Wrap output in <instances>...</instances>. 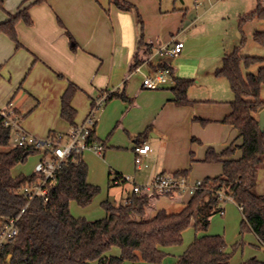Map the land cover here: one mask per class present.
I'll list each match as a JSON object with an SVG mask.
<instances>
[{
	"label": "trees",
	"instance_id": "16d2710c",
	"mask_svg": "<svg viewBox=\"0 0 264 264\" xmlns=\"http://www.w3.org/2000/svg\"><path fill=\"white\" fill-rule=\"evenodd\" d=\"M46 1L24 0L16 13L9 14L7 20L0 22V33L10 36L19 48L17 24L23 21L32 25L31 6ZM109 2L120 10L137 9L128 0ZM263 2L257 0L256 7L241 16L240 24L254 19L264 20ZM3 5L4 0H0V7L4 8ZM67 33L72 49H76L77 43L70 32ZM254 40L264 46V31H256ZM152 48L151 43L144 41L142 32L137 49L149 54ZM145 59L137 52L130 70ZM254 65H259L257 71L244 72L245 68ZM164 66H170L174 71L173 66L167 63L160 65ZM216 75L225 77L234 93L231 110L222 122L237 129L238 137L242 139L241 156L233 157L236 152L233 145L221 151L208 147L204 161L221 163L222 173L205 177L178 212L160 209L150 216L154 200L161 194L144 193L132 195L131 203L117 206L108 200L103 201L106 216L101 219L87 220L74 216L70 210L71 202L86 207L100 193V187L88 181V164L79 155L68 159L58 170L54 182L48 185L47 200L41 196L30 200L23 190L38 183L41 176L35 173L14 176L12 169L25 162L30 154L40 151L30 145L15 144L13 130L5 125L0 112V228L11 218L17 219L18 228L14 239L0 249V264H122L125 260L132 264H140L141 261L160 263L167 255L162 248L181 244L187 228L193 226L198 233L209 229L212 216L224 211V195L230 196L241 209V233L253 232L264 246V194L257 191L258 172L264 168V130L259 124L260 113L264 110V57L244 56L239 48H235L225 55ZM194 82V79H176L172 87L176 105L192 103L188 89ZM79 89L69 82L61 97V116L73 127L77 125V111L71 102ZM116 97L127 99L123 92L113 90L107 102ZM195 119L202 124L208 123L203 118ZM50 135L58 137L54 133ZM145 135L146 132L139 134L137 140ZM89 140L99 142L95 129ZM188 172L189 169H184L172 174L188 175ZM113 174L112 183L124 179L121 173L111 172ZM114 246L120 248V255L109 254ZM231 255L223 235L202 234L196 236L174 264H230ZM240 264H264V260L251 257Z\"/></svg>",
	"mask_w": 264,
	"mask_h": 264
},
{
	"label": "rangeland",
	"instance_id": "374dc122",
	"mask_svg": "<svg viewBox=\"0 0 264 264\" xmlns=\"http://www.w3.org/2000/svg\"><path fill=\"white\" fill-rule=\"evenodd\" d=\"M128 1L134 4L137 9H132L130 11L120 10L116 6L111 5L109 0H83L78 4L80 5V11L84 16L85 22L92 25V31L94 29L93 32H96L91 39L93 48L116 49L117 52L123 51L121 57H124L127 49H135L137 42L141 38L142 32L144 33V39H152L157 44V47L167 44L172 40L182 41L184 43L182 56H185V60L178 66L181 69L182 75H188L189 77L187 78H194L195 80L194 84L190 86L189 94L191 93V97L194 98L217 101L216 107L217 110H219V114H221L224 109H227L229 107V102L234 99V93L229 81L225 77L216 75V70L222 65L224 56L231 53L235 48H239L241 54L244 56L264 57V46L258 44L254 40V33L256 31H264V20L254 19L241 25L240 15L238 13L239 7L246 8L245 10L255 8L257 0H202L199 4H197L195 0ZM48 3L51 4L50 6H53L51 0H48ZM3 7L4 8L0 7V13L7 14L9 10L6 7V3H4ZM60 11L64 13L63 9L54 8L53 13L56 23L58 26H61L59 20H57V13L62 19L63 26L65 27V20L62 15H66ZM89 24H86V26H89ZM81 30H83V28H81ZM2 34L4 36L0 38V109L6 108L9 105V100L12 98H14L12 101V106H14V103L19 97L25 94L24 106L29 110L33 107L34 97H37L41 101L42 96H46L45 93L40 91L39 87L32 85L27 87L26 84L23 85L24 78L28 77L32 71H34V60L30 62L16 84V74L12 77L9 68V66H11L10 61L15 56H13L12 53L10 57L2 62L1 55L3 49H7L8 46L13 49V52L18 48H16V42L10 36L4 33ZM35 35L36 34L33 35L32 33H28L26 38L34 44L36 39ZM74 41L76 43L78 42L76 38H74ZM69 47L72 49L70 43ZM19 49L29 48L20 46ZM116 58H120L119 54ZM7 65H9L8 69L5 70ZM258 66L259 65H254L250 68H245L244 72H255ZM13 69L18 70L17 68ZM4 72H6L7 75H5ZM57 77L59 79H65V77L59 74ZM132 81H136V83L141 81L142 83L141 75L136 74ZM111 91H113L112 86L102 91L98 90L96 94L91 93L90 96H88V94H84L85 96L83 95L85 98L84 106H88V113L85 119L93 111L95 102H97L105 92ZM106 103L108 104L106 101L94 112L96 126L97 120L100 117V111L106 107ZM48 109L49 106H45L42 111L35 108L21 119L22 127L25 131L38 140L50 138V130H52L50 134L54 133L56 135H61L65 133L57 128L49 127L50 125L48 122H53L54 124L58 123L56 119L49 115L47 112ZM58 119L60 122L70 125L67 123L68 121L63 119L61 112ZM83 122L84 121L79 124ZM66 128H68V126H66ZM72 129L73 126L70 125L67 133ZM185 129V126L163 124V134L159 136H161L160 138L164 139L165 142L156 146L159 139L148 138V142L153 147L154 156L148 157L141 165L142 170L138 172L136 171V167L138 166L135 163L136 153L134 150L137 143L134 141V137L129 136L127 133L124 134V136H120L117 133L115 134L114 138L118 143H112L111 140L108 141V147H111V150L114 151L109 160L108 158H102L100 161L98 159L99 156L97 157V155L91 154L87 150L84 151L85 160H90L91 162L89 163V178L100 187V193L86 207H82L73 201L70 204L71 213L74 216L84 217L87 220L104 218L105 209L102 205L103 201L109 200L110 202H114L119 200L122 190L120 187L122 184L109 188V171L111 170L113 173L116 171L122 172L123 175L130 180L129 183L131 184H133L134 181L137 184H144L152 178V167L155 163L158 164L159 161L163 160L166 150L167 153L165 155L167 160L175 153H178L175 155L177 157L176 163H186V168L189 169V178L192 176L194 178H202L200 180H203L205 168H203L202 165L209 164L213 166L218 164L214 162H196L195 165L189 166L191 162V141L186 140V143H184L183 137ZM214 131L215 130L212 131L207 129L204 133L207 137L209 135L208 138H215L219 133L221 134V132L218 133ZM152 133L155 134L156 130ZM112 144L116 145L112 147ZM200 147V145L196 144L192 149L197 153ZM180 151H183L184 157L181 156L182 154ZM41 157L42 154L40 152L30 154L25 162L19 163L14 167L13 173L16 176L33 174L35 166L41 160ZM261 169L259 174V185L262 186L264 190V168ZM114 177L113 174L111 178L113 179ZM260 194H264V192ZM156 205L160 209H175L177 211L184 206V203H174L166 197H161ZM222 205L225 209V213H217L214 216L207 233H219L224 235L228 242L227 250L232 254L230 264H240L241 261L249 257H256L260 260H264V248L259 246L254 233L249 231L241 233L242 216L237 206H233L230 199L225 196L222 198ZM226 213H228L227 215L229 216V220L227 221H225L227 219ZM196 234L197 231L193 226L187 228L183 237V242L175 245L172 248L173 250H169L170 254L166 259L164 258L165 260L163 259L160 263L148 262V264H174L171 263V261H176L187 250ZM113 249L120 248L114 246L109 251V254H121V252L119 254H114L112 252ZM122 264L132 263L125 260Z\"/></svg>",
	"mask_w": 264,
	"mask_h": 264
},
{
	"label": "crops",
	"instance_id": "0c3cea01",
	"mask_svg": "<svg viewBox=\"0 0 264 264\" xmlns=\"http://www.w3.org/2000/svg\"><path fill=\"white\" fill-rule=\"evenodd\" d=\"M24 0H4L6 3V7L9 11L7 14L0 13V22H3L8 19L9 14H14L17 12L19 6ZM83 0H51L52 5L48 3V0L41 4H36L31 6L30 8V15L34 24L32 26H27L23 22H19L16 26L17 35L19 36V41L23 48L28 47L29 49H11L9 46L7 49H3V53L1 55L2 62L6 60L10 55L13 53L15 56L11 61V66L7 65L5 70L10 68V72L12 77L16 74V84L18 80H20L21 76L29 66L30 62L34 60V71L24 78L23 85L26 84L28 87L29 85L39 87L40 91L45 93V97L42 96L41 101L36 97H34L33 107L31 109H27L24 106L25 102V94L21 95L19 99L14 103L15 111L20 115L21 119L24 116L29 114L35 108L37 110H43L45 106H49L47 112L50 116L56 119L58 124H54L53 122H48L50 125L49 127L57 128L61 131H64L66 134L69 131L70 125H66L59 121L58 116L61 112V97L62 94L65 92L66 88L68 87L69 82H73L76 84L80 89L72 98V106L76 109L77 114L75 117V123L79 124L85 116L87 115V107L84 106V94L91 95V93L96 94V92L102 91L105 88L113 87V90H119L123 92L127 99L124 100L122 98H114L108 102L106 107L100 111V117L97 120V126L95 128L96 137L99 142H102L104 145V149L102 153H96L91 150H87L91 154L97 155L98 159L101 161L102 158L110 159L111 155L113 154V150L111 147H108V141L111 140L112 143H118L114 136L117 133L120 136H124V134H128L129 136L134 137V141L137 145L134 147L136 153V147L141 146L143 144H151L148 142V138L152 139H159L156 143V146L159 144H163L165 142L164 139H161L159 135H162V127L164 125H171L174 126H185V134H184V143L186 140L191 141V150H190V164L189 166L195 165L196 162L201 163H210L205 162V153L208 147H214L217 151H221L227 148L230 145H233L236 148V152L233 155L234 158H239L241 156V149L240 145L242 143V139L238 137V131L233 126L223 123V118L229 114L231 110L230 102L229 107L224 109L221 114L218 113L216 102L214 100H202L198 98L191 97V93L189 94L188 89V97L192 100V103L189 105L179 106L176 105L174 102V94L172 91V87L176 84L177 78H184V79H191L187 78L188 75H182L181 69L178 65H181L182 62L185 60V56H182L183 50L177 57L170 60V64L174 68L175 74V81L174 83H168L159 89H147L144 88L141 81L136 83V81H132L133 77L136 74L141 75L142 81L144 78L143 73H147L151 67L147 64H144V61L140 63L138 66H141V71L143 72H136V67L133 70H130L132 64L135 61V55L138 52V55L142 58H148L157 47V44L152 40L144 39L145 42L151 43L153 48L150 50L149 54H145L144 50H138V42L136 44L135 49H127L125 52L124 57H121L123 51H118L116 49H94L91 39L93 38V34L96 32L92 31V25L86 23L84 20V16L80 11V5ZM20 3V4H19ZM19 4V5H18ZM17 5V7H16ZM257 5V4H256ZM60 9L64 11L65 15H62L66 26H58L56 23V19L54 16V8ZM246 8L239 7V15L240 18L243 14L250 12L254 8L245 10ZM62 12V11H60ZM63 13V12H62ZM63 13V14H64ZM58 18L62 21L60 16L57 15ZM89 24V26H86ZM91 26V27H90ZM83 28V30H81ZM73 36L78 40L76 44V49H71L69 47V43L71 44V39L67 33ZM28 33H32L35 35V43L32 44L29 40H27ZM1 36H4L0 33ZM162 46V45H160ZM159 46V47H160ZM17 48V47H16ZM120 56L119 59L116 57ZM225 57V56H224ZM181 63V64H180ZM18 65V66H17ZM178 66V68H177ZM13 68H17L18 70H14ZM18 71V72H17ZM7 75L6 72H4ZM63 75L65 79H59L57 75ZM194 79V78H193ZM84 95V96H83ZM14 100L12 98L9 100V103ZM217 110V111H216ZM203 118L208 121L207 124H202L200 121L196 120L195 118ZM22 121V120H21ZM69 123V122H67ZM70 124V123H69ZM68 126V128H66ZM22 127V122H21ZM23 128V127H22ZM24 129V128H23ZM215 130L219 133L218 136L208 137L205 135L204 131L206 130ZM25 130V129H24ZM156 130V133H152ZM52 130L49 131V135ZM214 131V132H215ZM33 132V131H32ZM146 135L138 138V135L141 133H145ZM224 132V134H223ZM161 133V134H159ZM217 134V133H216ZM130 138V137H129ZM233 139V140H232ZM196 143L201 147L198 148V152L192 149ZM112 144L111 146L113 147ZM161 146V145H160ZM181 152V156L184 157L183 151ZM89 153V154H90ZM167 150L165 151V154ZM164 154L163 160L159 161L158 164H154L152 167V178L157 175L161 174H172L179 170L187 169L186 163L185 164H177V155L175 153L172 157L167 160L166 155ZM154 156L153 147L151 146V150L148 154L144 155V161L148 159V157ZM162 156V155H161ZM84 161L88 164L90 160ZM136 159V157H135ZM136 163V162H135ZM218 165H202L205 168V172L203 173V177H214L218 176L222 173V164L219 162H215ZM175 165V166H174ZM14 169V168H13ZM12 169V173H13ZM142 170V166L136 167V171ZM262 169L258 172V179H257V191L264 192L262 186L259 185V174ZM118 173L122 172L116 171ZM90 167L88 171V181L92 184H96L91 181L89 178ZM189 173V172H188ZM14 176H16L13 173ZM189 175V174H188ZM111 170L108 173V183L109 188L120 186L114 185L112 183L111 178ZM203 178V179H204ZM192 181H197L202 178H194L191 176L190 178ZM135 182V181H134ZM97 185V184H96ZM121 187V196L119 200L111 202L113 205L124 204L126 199L132 196V184L127 182L122 184ZM192 193L185 192L180 195H161L154 200V206L150 211V216L155 215V213L160 210L157 207L156 203L159 201L161 197H166L172 200L174 203L182 202L184 206L191 198ZM109 201V200H108ZM230 201L233 203V206H237L241 213L240 207L232 200ZM110 202V201H109ZM72 203V202H71ZM183 206V207H184ZM182 207V208H183ZM181 208V209H182ZM231 208V207H230ZM234 208V207H232ZM166 209V208H161ZM167 210L169 212H178L181 210ZM225 213V209L222 214ZM226 213L227 220H229V216ZM216 215V214H215ZM214 215V216H215ZM106 216V211H105ZM104 216V217H105ZM212 216L211 223L214 218ZM242 216V213H241ZM78 217V216H76ZM211 225V224H210ZM186 231V230H185ZM183 233V236L185 234ZM208 231V230H207ZM206 232H201L196 234H208ZM215 234V233H210ZM219 234V233H217ZM222 235V234H221ZM255 235V234H254ZM195 236V238H196ZM224 236V235H223ZM256 236V235H255ZM194 238V240H195ZM225 238V237H224ZM257 238V236H256ZM193 240V241H194ZM192 241V242H193ZM228 247V242L225 239ZM191 242V243H192ZM257 242L260 247L264 248L261 245L257 238ZM175 246V245H174ZM174 246L163 247L162 249L167 253L165 259L170 254L169 250H173ZM114 254H119L121 252L120 249H113L112 251ZM251 258V257H249ZM164 259V260H165ZM179 259V258H178ZM177 259V260H178ZM248 259V258H247ZM245 259V260H247ZM174 261L171 263L177 262ZM243 260V261H245ZM241 261V262H243ZM140 264H148V262L141 261Z\"/></svg>",
	"mask_w": 264,
	"mask_h": 264
},
{
	"label": "built area",
	"instance_id": "2783aa9c",
	"mask_svg": "<svg viewBox=\"0 0 264 264\" xmlns=\"http://www.w3.org/2000/svg\"><path fill=\"white\" fill-rule=\"evenodd\" d=\"M197 4L202 0H195ZM184 48L182 41L172 40L158 48L144 61L151 67L147 73L141 71V66L136 67V72H142L144 75L142 85L147 89H159L168 83H174L175 74L170 66L160 67L161 64H170V60L180 55ZM172 66V65H171ZM110 92H105L94 104L93 111L88 115L82 124H77L66 134L58 135L56 138H48L46 140H38L30 136L21 127V117L15 111L10 102L6 108L0 109L4 116L6 126H10L13 130V141L19 146L30 145L39 149L42 154L41 160L36 164L34 173L41 176L38 183L25 187L24 195L30 200L34 197L41 196L45 200L48 199V185L54 182L56 174L62 168L64 163L74 155L83 156V152L91 150L96 153H102L104 145L102 142H91L89 136L96 127L94 112L103 105ZM151 150L149 144H143L136 147V165L140 167L143 162V156ZM124 176V175H123ZM124 181L130 180L124 176V179H117L113 183L115 185L124 184ZM202 180L192 181L188 175L161 174L154 176L144 184H132V195L152 194L161 195H180L185 192L194 193L201 185ZM225 196V195H224ZM132 197V196H131ZM130 197V198H131ZM228 199H231L230 196ZM126 199L124 204L131 203V199ZM18 233L17 219L11 218L7 220L0 228V249L10 242Z\"/></svg>",
	"mask_w": 264,
	"mask_h": 264
},
{
	"label": "water",
	"instance_id": "95a60500",
	"mask_svg": "<svg viewBox=\"0 0 264 264\" xmlns=\"http://www.w3.org/2000/svg\"><path fill=\"white\" fill-rule=\"evenodd\" d=\"M259 124H260V128L264 130V110L260 113Z\"/></svg>",
	"mask_w": 264,
	"mask_h": 264
}]
</instances>
